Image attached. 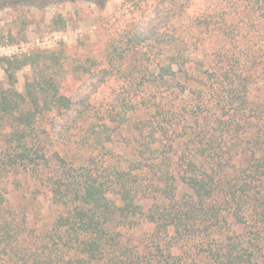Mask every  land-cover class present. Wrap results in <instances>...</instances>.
Segmentation results:
<instances>
[{
  "label": "rangeland",
  "instance_id": "374dc122",
  "mask_svg": "<svg viewBox=\"0 0 264 264\" xmlns=\"http://www.w3.org/2000/svg\"><path fill=\"white\" fill-rule=\"evenodd\" d=\"M220 1L224 7L233 3V0ZM214 2L216 0H0V90L9 83L4 71L7 60L39 52L45 57L39 58L37 64H26L15 71L13 87L25 93L26 81H52L60 93L73 99L81 95L87 104L79 119H68L57 110H45L37 115L34 131L26 138L34 147L45 150L48 163L36 172L22 161L14 165L8 163L7 153L13 146L11 142L15 141H10L8 136L9 123L0 119V218L11 221L16 232L33 235L36 234L34 227L51 225L58 215V207L45 193L47 185L41 180L64 165L78 175L84 172L81 168L86 167L98 182L111 186L115 170L125 167L126 161L134 158L135 150L146 149L144 144L149 137L140 136L138 126L152 123L165 128L161 151L153 155L159 157V161L167 156L169 164H172L171 159L178 158L168 140L176 138L181 144L187 138L183 136L186 130L194 134L195 140L200 131L219 134L218 126L206 119L195 122L181 118L182 111L186 113V110L180 111V108L187 107L192 100L188 92L173 91L161 98L151 91L153 85L166 83L154 77L166 68L169 53L186 51L201 56L212 53L219 39L198 23L214 21V16L210 15ZM136 33L144 37L138 44ZM5 46H13V49L2 50ZM173 68L176 69V65ZM138 103L142 108L152 109L155 104L157 111L149 117L148 110H135ZM108 134L110 140L106 141ZM101 139L105 140L103 146L98 143ZM168 163L162 162V167ZM138 174L142 189L137 197L142 200L143 211H154L155 204L161 202L156 197L154 170ZM175 184V206L169 210L172 214L183 212L195 203L192 212L182 214V221L177 227H169L167 234L153 232L152 223L142 217L138 219V224L122 232L121 242L127 244V248L116 259V264L127 261L134 264L136 258L141 260V254L160 259L158 253L152 251L154 242L169 245L172 255L179 256L185 264H222L218 263L215 252L241 239L240 229L233 225L229 209H219H222L221 215L228 218L221 228L224 233L217 237L212 234L216 229L210 217L212 207L225 202L228 196H217L210 200L212 202L200 204L190 196L191 190L182 181L176 180ZM229 227L235 232H226ZM32 229L34 232H30ZM32 247L26 248L27 255L35 254ZM254 255L252 260L261 264L264 250L261 253L255 249ZM12 262L20 264L16 257Z\"/></svg>",
  "mask_w": 264,
  "mask_h": 264
},
{
  "label": "trees",
  "instance_id": "16d2710c",
  "mask_svg": "<svg viewBox=\"0 0 264 264\" xmlns=\"http://www.w3.org/2000/svg\"><path fill=\"white\" fill-rule=\"evenodd\" d=\"M211 11L214 21L198 26L207 28L219 39L212 53H169L166 68L154 77L166 83L153 85L151 91L161 98L173 91L188 92L192 100L187 107L180 108L186 110L181 118L195 122L206 119L218 126L219 134L200 131L195 140L194 134L186 130L183 136L187 138L181 144L176 138L168 140L178 158L171 159L169 164L167 156L159 161L153 155L161 151L165 128L152 123L138 126L140 136L149 137L144 144L146 149L135 150L134 158L115 170L111 186L98 182L86 167L81 168L84 172L79 175L65 165L61 170L57 168L49 178H41L47 185L45 193L58 207L56 219L48 227H34L33 235L16 232L11 221L0 218V264H14V257L20 264H116L127 248L121 242L122 232L138 224V219L152 223L153 232L167 234L169 227L179 225L182 214L192 212L195 203L183 212L172 214L169 210L175 206L176 180L182 181L200 204L228 196L225 202L217 204L219 208L211 205L210 217L216 228L212 234L217 237L224 233L221 228L228 218L221 215V210L229 209L241 239L215 252L218 263L257 264L252 260L254 251L264 250V0H233L229 7L216 0ZM135 37L137 44L144 39L138 33ZM41 57L45 54L36 52L7 60L4 71L9 83L0 90V119L9 123L8 136L15 141L11 142L7 161L10 165L22 161L35 172L48 163L45 150L34 147L26 138L34 131L37 115L57 110L68 119H79L87 109L83 96L73 99L60 93L52 81H26L25 93L13 87L15 71L26 64H37ZM139 104L135 110L146 109L149 117L157 111L155 104L154 109ZM105 140H110V134ZM104 142L98 140L102 146ZM162 162L168 163L165 168ZM149 169L154 170L156 197L161 202L155 204L156 210L144 212L142 200L137 197L142 189L138 173ZM231 229L226 232L234 233L235 229ZM154 243L152 251L160 259L141 254V260L136 258L134 264H185L179 256L172 255L169 245ZM28 247L34 248L35 254L27 255Z\"/></svg>",
  "mask_w": 264,
  "mask_h": 264
},
{
  "label": "built area",
  "instance_id": "2783aa9c",
  "mask_svg": "<svg viewBox=\"0 0 264 264\" xmlns=\"http://www.w3.org/2000/svg\"><path fill=\"white\" fill-rule=\"evenodd\" d=\"M2 50H6V51H10L11 49H13V46H5V47H1Z\"/></svg>",
  "mask_w": 264,
  "mask_h": 264
}]
</instances>
